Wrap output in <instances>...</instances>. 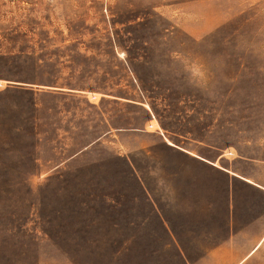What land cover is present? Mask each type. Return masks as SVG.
I'll return each instance as SVG.
<instances>
[{"label":"rangeland","instance_id":"obj_1","mask_svg":"<svg viewBox=\"0 0 264 264\" xmlns=\"http://www.w3.org/2000/svg\"><path fill=\"white\" fill-rule=\"evenodd\" d=\"M199 148L264 183V0H0V264H96L113 222L138 264L160 232L129 165L169 209Z\"/></svg>","mask_w":264,"mask_h":264},{"label":"crops","instance_id":"obj_2","mask_svg":"<svg viewBox=\"0 0 264 264\" xmlns=\"http://www.w3.org/2000/svg\"><path fill=\"white\" fill-rule=\"evenodd\" d=\"M205 150L192 151L197 160L183 172L189 190L171 196L169 199L175 200L173 208L169 209L163 198H156L146 180L138 176L136 164L133 167L130 164L142 187L143 199L148 203V209L140 215L143 217L140 228L145 231L147 218H153L160 232L159 247L140 250L138 264H150L149 256H159L160 264H264V260H259L263 257L264 210L236 180L260 191H264V183L254 175L237 171L240 163L236 155L229 156L231 151L218 153L212 160L200 154ZM107 200L112 206L118 205L116 198ZM128 213L131 214V209ZM88 222V226L93 227L99 223L95 217ZM113 227L114 222L109 229L111 232ZM109 230L83 237L78 244V253L88 249L90 256L97 257L96 264H121L122 252L132 253L133 237L127 236L124 248L119 237L108 235ZM74 263L82 264V261Z\"/></svg>","mask_w":264,"mask_h":264},{"label":"trees","instance_id":"obj_3","mask_svg":"<svg viewBox=\"0 0 264 264\" xmlns=\"http://www.w3.org/2000/svg\"><path fill=\"white\" fill-rule=\"evenodd\" d=\"M129 167H130V173H131V165H129Z\"/></svg>","mask_w":264,"mask_h":264}]
</instances>
